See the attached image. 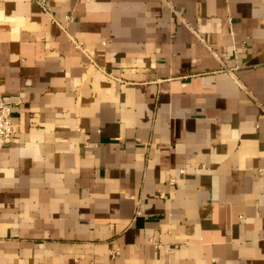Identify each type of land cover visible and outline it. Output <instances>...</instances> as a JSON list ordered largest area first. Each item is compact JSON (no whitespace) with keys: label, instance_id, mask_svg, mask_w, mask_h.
Masks as SVG:
<instances>
[{"label":"crops","instance_id":"0c3cea01","mask_svg":"<svg viewBox=\"0 0 264 264\" xmlns=\"http://www.w3.org/2000/svg\"><path fill=\"white\" fill-rule=\"evenodd\" d=\"M41 1L0 0V264H264V0Z\"/></svg>","mask_w":264,"mask_h":264},{"label":"built area","instance_id":"2783aa9c","mask_svg":"<svg viewBox=\"0 0 264 264\" xmlns=\"http://www.w3.org/2000/svg\"><path fill=\"white\" fill-rule=\"evenodd\" d=\"M43 6L46 7L44 1H41ZM14 110L10 103L6 101L3 94L0 92V154L3 147L12 140L16 131L14 121ZM182 174L185 172L184 168L179 169ZM170 182H175V178H171Z\"/></svg>","mask_w":264,"mask_h":264}]
</instances>
